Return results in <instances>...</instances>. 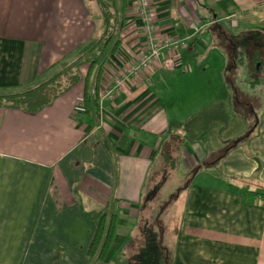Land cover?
<instances>
[{
  "label": "crops",
  "instance_id": "crops-1",
  "mask_svg": "<svg viewBox=\"0 0 264 264\" xmlns=\"http://www.w3.org/2000/svg\"><path fill=\"white\" fill-rule=\"evenodd\" d=\"M149 3L157 36L177 46L162 52L148 83L127 79L105 97L140 54L135 0H127L120 46L97 62L86 96L79 81L34 112L0 106V264H114L151 163L169 155L191 172L169 263L264 264V82L237 94L243 111L236 117L224 87L227 53L243 46L258 55L247 68L264 75V0ZM96 27L84 0H0V89H24L56 73ZM237 57L233 64L241 68ZM209 67L220 86L215 97L205 84ZM86 68L79 67L81 75ZM174 82L181 93L169 90ZM189 85L202 109L220 103L228 115L224 129H208L195 142L180 132L189 117L180 98ZM95 213L117 218L103 263L88 256Z\"/></svg>",
  "mask_w": 264,
  "mask_h": 264
},
{
  "label": "rangeland",
  "instance_id": "rangeland-1",
  "mask_svg": "<svg viewBox=\"0 0 264 264\" xmlns=\"http://www.w3.org/2000/svg\"><path fill=\"white\" fill-rule=\"evenodd\" d=\"M84 1L89 11L93 14V10L95 9L94 1ZM254 50L251 47L243 46L242 51L227 53L226 62H229V65L225 72L226 80L224 81V87L227 90L226 95L229 99V104L226 108H229L231 116L236 117L237 114L239 115L243 111V109L240 110L238 108L237 102L241 99L238 100L236 98L237 94L243 95L242 91L244 88H257L263 85L264 75L256 74L252 70V65L250 68H247L248 63L254 62L257 59L258 55L255 54ZM234 54H238L237 59L239 60L237 63L241 65V68L234 66L232 59L236 58V55L233 56ZM177 75H180V73L178 72ZM238 76L239 78H237ZM204 78L206 85L210 82V88L213 90L212 94L215 97L219 91L216 88L220 86L216 85L213 67H209L205 71ZM183 88L182 85L177 86L175 82L169 85V90L174 94L177 92L181 93L180 90H183ZM196 90V87L189 85L183 97L180 98L181 104L179 110L181 114L189 116L183 119L182 123L186 122L190 116H194L203 108L200 107L203 104L198 105L197 103L199 95ZM217 96L223 97L222 92ZM225 100L226 98L224 97ZM243 102L241 101V104ZM251 102V100L246 99L244 103L249 106ZM231 122H233L232 119ZM227 133V136L234 134L230 131H227ZM205 140V136L199 138L202 147L207 141ZM193 157L197 159V155L194 154ZM163 164L166 167L164 166V171L159 172L158 170ZM171 165H173V168L169 169L168 167ZM185 172L187 171L185 170ZM189 175H191V172L186 175L184 171L182 172L179 158L176 156L169 155L168 157H164V160L161 156L156 157L150 165L142 195H139L140 197L136 201L138 213L137 217H134L130 223L128 241L117 258L114 259V264H170L169 259L171 257L174 237L177 231L181 229L182 217L185 210L184 190L189 180Z\"/></svg>",
  "mask_w": 264,
  "mask_h": 264
},
{
  "label": "trees",
  "instance_id": "trees-1",
  "mask_svg": "<svg viewBox=\"0 0 264 264\" xmlns=\"http://www.w3.org/2000/svg\"><path fill=\"white\" fill-rule=\"evenodd\" d=\"M93 1L95 9L93 14L90 11L89 14L97 27L91 38L80 45L76 51L63 57L56 64V73L38 79L33 86L24 89H0V106L34 112L48 105L79 81L83 82L84 96L88 94L90 76L97 62H102L108 56L114 55L120 46L122 14L127 6V0ZM83 63L87 65V68L81 75L79 67ZM100 76L101 70L96 68L92 88L94 96H96ZM227 120L228 115L222 104L215 103L182 123L180 132L185 140L195 142L208 129L216 127L224 129ZM93 217L96 230L88 248V256L96 262L103 263L115 235L117 218L103 213H95Z\"/></svg>",
  "mask_w": 264,
  "mask_h": 264
},
{
  "label": "built area",
  "instance_id": "built-area-1",
  "mask_svg": "<svg viewBox=\"0 0 264 264\" xmlns=\"http://www.w3.org/2000/svg\"><path fill=\"white\" fill-rule=\"evenodd\" d=\"M135 7L142 35L140 54L135 61L122 69L114 81L115 85L105 92L106 98H110L120 88L121 82L127 79L140 77L148 83L152 75L150 69L159 60L162 52L174 50L177 46V41H168L157 36L149 0H135Z\"/></svg>",
  "mask_w": 264,
  "mask_h": 264
}]
</instances>
